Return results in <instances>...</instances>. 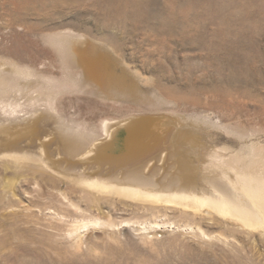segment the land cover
Returning a JSON list of instances; mask_svg holds the SVG:
<instances>
[{"label":"rangeland","instance_id":"obj_1","mask_svg":"<svg viewBox=\"0 0 264 264\" xmlns=\"http://www.w3.org/2000/svg\"><path fill=\"white\" fill-rule=\"evenodd\" d=\"M110 18L94 4L46 12L0 0V75L28 68L38 83L5 100L22 114L43 110L44 128L88 136L108 119L154 116V164L171 152L165 147L173 150L201 170V189L207 177L233 175L234 164L264 168V0H156L143 20ZM69 31L106 48L117 61L108 72L125 74L137 93L109 99L80 87L69 58L47 36ZM71 39L70 51L77 45ZM126 137L121 129L115 155ZM59 159L77 177L94 172L93 161ZM28 164L0 161V264H264L262 230L209 209L86 190L55 174L44 179ZM149 190L168 193L164 185Z\"/></svg>","mask_w":264,"mask_h":264},{"label":"bare ground","instance_id":"obj_2","mask_svg":"<svg viewBox=\"0 0 264 264\" xmlns=\"http://www.w3.org/2000/svg\"><path fill=\"white\" fill-rule=\"evenodd\" d=\"M155 2L156 0H24V7L26 10L32 8L61 12L62 9H78L94 4L112 17L108 21L116 22L117 18L127 23L131 19L143 20ZM24 22L22 24H26ZM47 36L56 50L69 58L67 61L71 63V68L81 77L80 87L90 85L88 89L92 94L109 99L129 98L137 93L128 86L125 74L108 72L116 65V60L106 48L99 49L84 36L73 34L72 31L56 32ZM71 38L76 39L77 45L70 51ZM16 67V71L9 69L13 70L10 73L3 69L0 75V113H4V116L0 117V161L8 160L16 165L29 161L26 168L33 175L44 173V179L51 177L49 175H60L68 182L86 190L112 191L131 198L182 206L186 210L209 209L219 216L241 223L250 230L264 232V168L256 170L254 163L232 166L233 162L231 166L236 170L233 175L224 173L219 179L207 177L205 179L209 187L201 189L196 182L201 170L183 160L173 150L165 147V152H171L160 155V164H154L158 157L155 153L160 149L155 132H151L157 120L154 116L130 114L123 118L102 121L98 126L97 136H88L80 129L73 128L57 129L56 133L53 129L42 126L46 115L43 110L32 109L33 111L22 114L24 109L21 110V106L15 108L11 104L12 100H5L11 92L21 91L23 88L33 90L38 86L35 81H30L34 75L33 70ZM21 80L31 83L20 86L18 81ZM45 86L42 88L50 91L54 89L55 93L63 91L59 86ZM50 105L51 110L59 111L54 102ZM121 129H124L127 135L125 150L121 155H115L117 134ZM62 155L70 159L95 162L92 165L94 172L87 177L71 174L58 161ZM107 174H111L113 178L106 180ZM160 174H164L161 181L156 179ZM161 185L166 186L167 194L149 190L151 186Z\"/></svg>","mask_w":264,"mask_h":264}]
</instances>
